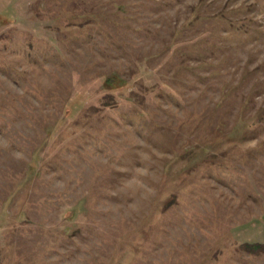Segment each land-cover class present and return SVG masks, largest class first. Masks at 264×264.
<instances>
[{
    "label": "rangeland",
    "instance_id": "obj_1",
    "mask_svg": "<svg viewBox=\"0 0 264 264\" xmlns=\"http://www.w3.org/2000/svg\"><path fill=\"white\" fill-rule=\"evenodd\" d=\"M261 245L264 0H0V264Z\"/></svg>",
    "mask_w": 264,
    "mask_h": 264
},
{
    "label": "trees",
    "instance_id": "obj_2",
    "mask_svg": "<svg viewBox=\"0 0 264 264\" xmlns=\"http://www.w3.org/2000/svg\"><path fill=\"white\" fill-rule=\"evenodd\" d=\"M262 247H261V249L264 247V245H261ZM260 247V245L259 246H256V247H253V248H255V249H258Z\"/></svg>",
    "mask_w": 264,
    "mask_h": 264
}]
</instances>
